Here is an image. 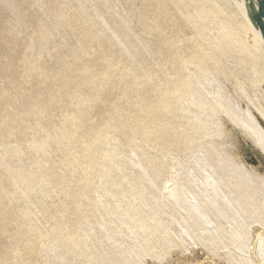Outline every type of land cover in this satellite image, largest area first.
Instances as JSON below:
<instances>
[{
    "label": "rangeland",
    "instance_id": "374dc122",
    "mask_svg": "<svg viewBox=\"0 0 264 264\" xmlns=\"http://www.w3.org/2000/svg\"><path fill=\"white\" fill-rule=\"evenodd\" d=\"M244 1L262 33V0ZM239 3L0 0V264H264V155L224 113L264 109V50ZM203 155L233 191L242 250L226 208L211 212L207 235L164 195V182ZM235 165L250 180L225 173Z\"/></svg>",
    "mask_w": 264,
    "mask_h": 264
},
{
    "label": "bare ground",
    "instance_id": "6f19581e",
    "mask_svg": "<svg viewBox=\"0 0 264 264\" xmlns=\"http://www.w3.org/2000/svg\"><path fill=\"white\" fill-rule=\"evenodd\" d=\"M103 1V0H102ZM70 2V1H69ZM207 3V2H206ZM247 3V1H244V0H240V3H239V6H240V9H242V13H243V16H244V23L245 25L247 26V28L249 29L248 31H250V40L252 41V45L254 46V48L256 47V49L260 48V46L263 48L264 50V35L258 30V28H255V26L252 24L249 16L247 15V11H246V6L245 4ZM66 4V3H65ZM166 4V3H164ZM105 5V4H104ZM165 6V5H164ZM202 6V5H201ZM166 7H167V4H166ZM216 7V6H215ZM204 8V7H203ZM165 9V8H164ZM216 9V8H215ZM68 11V10H67ZM71 11V10H70ZM204 11V10H203ZM207 11V10H205ZM62 12V11H61ZM207 13V12H206ZM79 14V13H78ZM200 14V13H199ZM70 15V14H69ZM82 15V13H81ZM95 15V13H94ZM189 15V13H188ZM65 16H68V15H65ZM80 16V15H79ZM102 16V15H101ZM72 17V16H71ZM59 18V17H58ZM84 18V17H83ZM94 18V17H93ZM98 18V17H97ZM100 19V18H99ZM102 19V18H101ZM104 19V18H103ZM192 19V18H191ZM199 19V17H198ZM94 20V19H93ZM193 21V20H192ZM197 21V20H196ZM195 22V21H194ZM189 23V22H188ZM189 24H192L191 22ZM194 24V23H193ZM192 24V25H193ZM222 25V24H221ZM41 26V25H40ZM62 26V25H61ZM69 26V25H68ZM195 26V25H194ZM44 27V26H43ZM183 27V26H182ZM196 27V26H195ZM226 27V26H224ZM157 28V27H155ZM204 28V27H203ZM246 28V27H245ZM246 28V29H247ZM187 29V28H186ZM43 30V28H42ZM212 30V28H211ZM219 30V29H218ZM225 31V30H224ZM182 32V31H181ZM202 32V31H201ZM210 32V31H208ZM214 32V31H212ZM218 32V31H217ZM216 32V33H217ZM221 32V31H220ZM219 32V33H220ZM229 32V31H228ZM43 33V32H42ZM222 33V32H221ZM248 33V32H247ZM246 33V35H247ZM51 34V32H50ZM112 34V33H111ZM110 34V35H111ZM227 34V33H226ZM208 35V34H206ZM222 35V34H221ZM225 35V34H224ZM47 36V35H45ZM199 36V34H198ZM216 36V35H215ZM228 36V35H226ZM118 37V36H117ZM208 37V36H207ZM234 37V36H233ZM232 37V38H233ZM114 38V37H113ZM120 37H118L119 39ZM202 38V37H200ZM216 38V37H215ZM227 38V37H226ZM221 39V37H220ZM242 39V38H241ZM244 39V38H243ZM242 39V41H243ZM45 40V39H44ZM219 40V38H218ZM222 41H224L223 39H221ZM230 40V38H229ZM238 40V38H237ZM245 40V39H244ZM247 40V39H246ZM248 40V41H250ZM46 41V40H45ZM208 41V40H207ZM205 41V42H207ZM214 39H212V43H213ZM217 41V40H216ZM231 41V40H230ZM234 42V41H233ZM240 42V41H238ZM218 43V42H217ZM248 43V42H247ZM211 44V43H210ZM209 44V45H210ZM221 45V43H219ZM237 44V43H236ZM235 44V45H236ZM249 44V43H248ZM121 45V44H120ZM208 45V46H209ZM213 46L215 45L212 44ZM223 45V44H222ZM225 45V44H224ZM238 45V44H237ZM248 46V45H247ZM250 46V45H249ZM253 46L251 48H253ZM217 47V45H216ZM243 47V46H242ZM220 48V47H219ZM218 49V48H217ZM235 49V48H234ZM239 49V48H238ZM245 49V48H244ZM254 50V49H253ZM203 51V50H202ZM248 51V50H246ZM260 51L262 50H259L257 51L258 53H260ZM38 52V50H37ZM40 53V52H39ZM264 53V51L262 52V54ZM239 54V53H238ZM241 54V53H240ZM261 54V53H260ZM38 55V54H37ZM254 55V54H253ZM256 55V54H255ZM264 55V54H263ZM259 55H257L258 57ZM37 57V56H36ZM209 57V56H208ZM255 57V56H254ZM261 57V56H260ZM196 58V57H195ZM264 58V56H263ZM194 58H192L191 60H193ZM33 61V60H32ZM190 61V59H189ZM242 61V60H241ZM34 62V61H33ZM243 62V61H242ZM241 62V63H242ZM31 63V62H29ZM185 63V59H184V62ZM198 63V62H197ZM200 65V64H199ZM253 66V65H252ZM261 67L263 65H260ZM34 67V66H33ZM30 67H28L29 69ZM32 68V67H31ZM260 68V67H259ZM238 69V68H237ZM256 69V68H254ZM262 69V68H261ZM248 71V70H247ZM246 71V72H247ZM262 72V70H261ZM210 73V72H209ZM256 73V72H255ZM260 73V72H259ZM264 72H262L261 75L264 76L263 74ZM254 74V73H253ZM39 75V74H38ZM43 75V74H42ZM248 75V74H247ZM252 75V73H251ZM258 75V76H257ZM172 76V75H171ZM181 76V75H180ZM250 76V75H249ZM256 76L259 77V74L256 73ZM261 78H264L261 76ZM26 79V78H25ZM252 79V78H251ZM256 79V78H255ZM206 80H208L206 78ZM254 80V79H252ZM258 80V78L256 79ZM261 81V80H260ZM220 82V81H219ZM207 85H213L211 84V81L208 80V82L206 81ZM209 83V84H208ZM256 83V82H255ZM254 83V84H255ZM259 83V82H258ZM261 83V82H260ZM252 84V83H251ZM254 84H252V86H254ZM257 84V83H256ZM255 84V85H256ZM264 85V83H262ZM214 87V90L209 92V99L211 100V103L210 104H213L215 105L216 107L219 105V103L223 101V98H222V95H221V92L220 90L217 88L216 85H213ZM185 88V87H184ZM258 89V88H256ZM177 90V89H174V91ZM183 90V89H182ZM241 90V89H239ZM257 91V90H256ZM178 94V92H176ZM243 93V92H242ZM176 94V95H177ZM237 94V93H236ZM239 96V95H238ZM174 97V96H173ZM230 97V96H229ZM252 97V96H251ZM178 98V102H179V97ZM75 99V98H74ZM188 99V98H187ZM191 99V98H190ZM198 100V101H197ZM238 100V99H237ZM240 100V99H239ZM238 100V102H239ZM197 101V103H196ZM199 101L200 99H196L194 101L196 107H197V104H199ZM202 101L203 102H206V99L202 98ZM200 101V103L202 102ZM246 101V100H245ZM256 101V100H254ZM248 102V101H247ZM251 102V101H250ZM155 103V102H154ZM166 103V102H165ZM193 104V103H192ZM218 104V105H217ZM247 104V103H246ZM76 105V104H75ZM189 105V104H188ZM204 105V103H203ZM168 106V105H166ZM193 106V105H192ZM220 106V105H219ZM241 106V105H240ZM243 106V105H242ZM246 106V105H245ZM248 106V105H247ZM200 107V106H199ZM244 107V106H243ZM252 110H249V109H246L244 111H239L238 108H235L233 106H230L229 107V110L225 111V115H226V112H229L231 111L232 112V118L231 120L234 121L235 124H237L238 127L241 128L242 132L245 133V135L248 137V139L252 142L251 145L253 144L256 149H258L263 155H264V126H262L260 123L264 124V109L263 107L258 103V101L256 102H253L252 103ZM250 107V108H251ZM221 108V107H220ZM242 108V107H241ZM190 109V107L188 108ZM214 109V108H213ZM218 109V108H217ZM245 109V108H244ZM202 110V109H201ZM220 110V109H218ZM190 111V110H189ZM215 111H217L215 109ZM220 112V111H219ZM217 115L218 112H216ZM172 114V113H171ZM215 114V113H214ZM221 114V112H220ZM162 115V114H161ZM224 115V116H225ZM229 115V114H228ZM65 116V115H64ZM61 117V116H60ZM66 117V116H65ZM110 117V116H109ZM67 118V117H66ZM222 118V117H221ZM228 118V117H227ZM226 118V119H227ZM76 119V118H74ZM198 119V118H197ZM63 120H66V119H63ZM72 120V119H71ZM70 121V120H68ZM220 121V120H219ZM170 122V121H169ZM168 122V123H169ZM231 122V121H230ZM62 123V122H61ZM64 123V122H63ZM167 123V122H166ZM220 123V122H219ZM232 123V122H231ZM230 123V124H231ZM170 124V123H169ZM108 125V124H107ZM221 125V124H220ZM74 126V125H73ZM169 126V125H168ZM178 126V125H177ZM215 126V125H214ZM222 126V125H221ZM233 126V123L231 125V127ZM191 127V126H189ZM200 127V126H199ZM204 127V126H203ZM217 127V126H216ZM219 127V126H218ZM223 127V126H222ZM66 129V128H65ZM198 129V128H197ZM239 129V128H238ZM60 130V129H59ZM205 130V129H204ZM66 131V130H65ZM215 131V130H214ZM225 131V130H224ZM208 132V131H207ZM240 132V131H239ZM62 134L64 133L61 132ZM107 133V132H106ZM209 133V132H208ZM68 134L65 133V135ZM219 134V133H218ZM221 134V132H220ZM181 135V134H179ZM211 135V134H210ZM244 135V134H243ZM64 137V136H62ZM59 138V137H58ZM223 138V137H222ZM229 138V137H228ZM186 139V138H185ZM53 140V139H52ZM67 140V139H66ZM45 141V140H44ZM55 141V140H54ZM68 141V140H67ZM46 142V141H45ZM178 142V141H177ZM47 143V142H46ZM45 143V144H46ZM223 143V142H221ZM38 144V143H36ZM42 144V143H41ZM58 144V143H57ZM34 145V144H33ZM47 145V144H46ZM220 145V144H219ZM226 145V144H225ZM67 146H68V142H67ZM108 146V145H107ZM35 147V146H34ZM38 147V145H37ZM50 148V147H49ZM38 150H41L39 148H37ZM48 149V148H47ZM49 150V149H48ZM43 151V150H42ZM113 151V150H112ZM112 151H111V154H112ZM46 152V151H45ZM44 152V153H45ZM48 152V151H47ZM125 152V151H124ZM133 152V151H132ZM231 153V152H230ZM51 155V154H50ZM49 155V157H50ZM134 155V154H133ZM137 156V155H136ZM172 156V155H171ZM52 157V156H51ZM166 157V156H165ZM173 157V156H172ZM192 157V156H191ZM190 157V158H191ZM194 157V156H193ZM169 158V157H168ZM73 159V158H72ZM186 159V158H185ZM235 159V158H234ZM233 159V160H234ZM72 161V160H71ZM75 161V160H74ZM129 161V160H128ZM60 162V161H59ZM70 162V161H69ZM69 162H68V166H69ZM77 162V160L75 161V163ZM131 162V160H130ZM239 162V161H238ZM72 163V162H71ZM73 164V163H72ZM172 164V163H171ZM71 165V164H70ZM181 165V164H180ZM178 165V166H180ZM81 166V165H80ZM137 166L139 167V169L142 171V175H145L147 177V172L145 170V168L142 166V164H138L137 163ZM161 166V165H160ZM231 166V165H229ZM78 167V166H77ZM89 167V165H88ZM87 167V168H88ZM135 167V165L133 166ZM67 168V167H66ZM78 168H81V167H78ZM83 168V167H82ZM181 168V166H180ZM178 167V169H180ZM250 168V166H249ZM252 169V168H251ZM250 169V170H251ZM159 170V169H158ZM85 171V170H84ZM87 171V169H86ZM156 171V170H155ZM229 171V174L231 175L232 174V177L234 178H237L239 175H243L245 176V182L246 180H250L249 178V173L243 169H241L240 166H234L232 168H227V170H225V173ZM254 172V170H253ZM252 173V172H251ZM248 177V178H247ZM149 179V176L147 177ZM146 178V179H147ZM37 179V178H36ZM40 179V178H39ZM141 179V177H140ZM139 179V180H140ZM38 181V180H37ZM125 181V180H123ZM150 182V181H149ZM35 183V182H34ZM253 183V182H252ZM141 184V183H140ZM142 185V184H141ZM156 185V184H155ZM247 185V184H246ZM44 186V185H43ZM151 186V185H150ZM234 186V185H233ZM36 187V186H35ZM45 187V186H44ZM61 187V185H60ZM152 187H154L152 185ZM237 187V186H236ZM261 187V186H260ZM155 188V187H154ZM34 189V188H33ZM142 189V188H141ZM164 191H165V197L168 201V203H171L175 206H178L180 208H183L184 210H186V213L189 214V218L193 219L194 221L196 222H200L202 224V226H200L201 228V231H205V233L208 235L210 234L211 232H213V229H214V220L212 218V215H211V212L214 211V212H220V208L223 206L224 208H226V212L228 214H232L233 215V218H234V221H233V218L231 219L232 222L229 220V228L227 230H229V233L231 236L230 238L232 239L233 243L236 244V248H240L241 250L244 249V239L242 237V235L238 232L239 230L237 229V225H235V219L240 217L239 213L238 214H233V213H237L238 211V205H236V201L233 199L232 197V190L230 188V184L228 185L227 182L225 181L224 183L218 179V177L215 175V166L213 165V163L211 162V160H209L208 158H206L204 155L203 156H195V158H191L190 160V164L187 165L186 167L184 168H181V170L177 171L175 174L171 175L170 178H168L165 182H164V187H163ZM7 190V189H6ZM18 190V189H17ZM26 190V189H25ZM63 190V189H62ZM28 191V190H27ZM130 191V190H129ZM14 192V191H13ZM12 192V193H13ZM23 192V191H21ZM64 192V191H63ZM131 192V191H130ZM143 192V191H142ZM11 193V192H10ZM42 193V192H41ZM51 193V192H50ZM139 193V192H138ZM164 193V192H163ZM263 193V192H262ZM46 194V193H45ZM140 194V193H139ZM142 194V193H141ZM15 195V193H14ZM13 195V196H14ZM67 195V194H66ZM163 195V197H164ZM258 195V194H257ZM263 195V194H262ZM142 196V195H141ZM151 196V195H150ZM248 196V195H247ZM242 197V196H241ZM260 197V196H259ZM258 197V198H259ZM51 198V197H50ZM244 198V197H243ZM153 200V198H152ZM158 200V199H157ZM238 200V199H237ZM134 201V200H133ZM156 201V200H155ZM257 201V200H256ZM255 201V202H256ZM246 202H247V199H246ZM155 203V202H154ZM263 203V202H262ZM156 204V203H155ZM158 204V203H157ZM156 204V205H157ZM163 204V203H161ZM170 204V205H171ZM242 204V203H241ZM249 204V203H248ZM258 204V203H257ZM55 206V205H54ZM264 206V205H263ZM52 207V206H51ZM138 207V206H137ZM260 207V206H259ZM262 207V205H261ZM240 208V207H239ZM68 209V208H66ZM242 209V208H241ZM62 211H65V210H62ZM243 211V210H242ZM66 212V211H65ZM69 212V211H67ZM71 212V211H70ZM244 212V211H243ZM255 212V211H254ZM57 213V212H56ZM179 213V212H178ZM264 213V212H263ZM64 214V213H63ZM62 214V215H63ZM71 214V213H70ZM126 214V213H125ZM61 215V214H60ZM73 215V214H71ZM217 215V214H216ZM226 215V214H225ZM222 216V215H221ZM237 216V217H236ZM173 217V216H171ZM218 218V217H217ZM224 219V218H223ZM241 221L243 220L241 217H240ZM123 220V219H122ZM249 220V219H248ZM49 221V220H48ZM240 221V222H241ZM256 223H257V219L255 220ZM264 221V220H263ZM62 222V221H61ZM161 222V221H160ZM182 222V221H181ZM121 223V222H120ZM158 223V222H157ZM60 224V223H59ZM144 224V223H143ZM181 224V223H180ZM234 224V225H233ZM237 224V223H236ZM245 224V223H244ZM258 224V223H257ZM262 224V222H261ZM159 225V223H158ZM169 225V224H168ZM182 225V224H181ZM180 225V226H181ZM198 225V224H197ZM250 225V224H249ZM123 226V225H122ZM263 227V226H262ZM185 228V227H184ZM89 229V228H88ZM166 229V228H165ZM218 229V228H217ZM263 229V228H262ZM141 230V229H140ZM167 230V229H166ZM241 230V229H240ZM261 230V229H260ZM54 231V230H53ZM52 231V232H53ZM61 231V230H60ZM90 231V229H89ZM143 231V230H142ZM165 231V230H164ZM86 233V231H83ZM179 232V231H178ZM185 232L187 233V230L185 229ZM251 232V231H250ZM167 233V231H166ZM242 233V232H241ZM256 233V232H255ZM84 234V233H83ZM191 234V233H190ZM246 234V233H245ZM244 234V235H245ZM129 235V234H128ZM166 235V234H165ZM257 235V234H256ZM131 236V235H130ZM129 236V237H130ZM189 236V235H188ZM175 237V236H174ZM173 237V238H174ZM190 237V236H189ZM250 237V233H249V236ZM177 238V237H175ZM209 239V238H208ZM250 239V238H249ZM137 240V239H136ZM177 240V239H176ZM84 242V241H83ZM171 242V241H170ZM229 243H230V240H229ZM167 244V243H166ZM234 244L232 246H234ZM139 245H140V242H139ZM141 246V245H140ZM147 246V245H146ZM148 247V246H147ZM149 248V247H148ZM235 248V247H234ZM257 250L259 252L260 255L264 256V238H260V236L258 237V240H257ZM86 249V248H85ZM141 249V248H140ZM143 249V248H142ZM154 249V248H153ZM152 249V250H153ZM156 249V248H155ZM247 249V248H246ZM226 250V249H225ZM51 251V250H50ZM143 252H145L144 250H142ZM151 251V250H150ZM158 251V250H157ZM227 251H228V248H227ZM226 251V252H227ZM233 251V250H232ZM156 252V251H155ZM154 252V253H155ZM236 252V251H235ZM239 252V251H238ZM136 253V252H135ZM134 253V254H135ZM245 253V252H243ZM129 254V253H128ZM132 254V252H131ZM129 254V257L130 255ZM142 254V253H141ZM258 254V255H259ZM116 255V253H115ZM118 255V254H117ZM145 255V254H143ZM122 256V255H121ZM229 256V255H228ZM124 257V256H122ZM231 257V256H230ZM229 257V258H230ZM243 258V256H241ZM259 257V256H258ZM125 258V257H124ZM235 258V257H234ZM131 259V257H130ZM140 259V258H138ZM143 259V258H142ZM243 260V259H242ZM253 260V259H252ZM250 260V261H252ZM137 262V261H136ZM140 262V261H139ZM235 262V261H234ZM132 263V262H131ZM242 263V262H241ZM129 264V263H128ZM239 264V263H238ZM252 264V263H251Z\"/></svg>",
    "mask_w": 264,
    "mask_h": 264
},
{
    "label": "water",
    "instance_id": "95a60500",
    "mask_svg": "<svg viewBox=\"0 0 264 264\" xmlns=\"http://www.w3.org/2000/svg\"><path fill=\"white\" fill-rule=\"evenodd\" d=\"M263 5H264V0L260 1L259 4H258V6H257V12H258V15H259V16H264V14H263V12H262V6H263ZM259 25H260V26H263L261 23H259ZM262 30H264V29L262 28ZM262 33H263V35H264V31H263Z\"/></svg>",
    "mask_w": 264,
    "mask_h": 264
}]
</instances>
